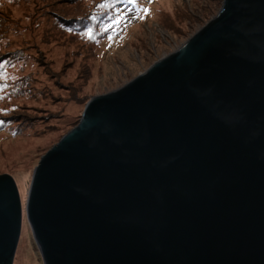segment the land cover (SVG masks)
<instances>
[{
	"label": "water",
	"instance_id": "water-1",
	"mask_svg": "<svg viewBox=\"0 0 264 264\" xmlns=\"http://www.w3.org/2000/svg\"><path fill=\"white\" fill-rule=\"evenodd\" d=\"M25 208L43 264H264V0H222L92 95L34 167ZM22 213L0 173V264Z\"/></svg>",
	"mask_w": 264,
	"mask_h": 264
},
{
	"label": "rangeland",
	"instance_id": "rangeland-1",
	"mask_svg": "<svg viewBox=\"0 0 264 264\" xmlns=\"http://www.w3.org/2000/svg\"><path fill=\"white\" fill-rule=\"evenodd\" d=\"M95 1L107 8L97 21L69 29L57 17ZM221 2L0 0V63L11 61L0 72V173L14 176L23 211L12 264H43L25 208L42 154L79 122L92 95L124 85L175 50ZM89 28L91 37L82 34Z\"/></svg>",
	"mask_w": 264,
	"mask_h": 264
},
{
	"label": "trees",
	"instance_id": "trees-1",
	"mask_svg": "<svg viewBox=\"0 0 264 264\" xmlns=\"http://www.w3.org/2000/svg\"><path fill=\"white\" fill-rule=\"evenodd\" d=\"M97 2L98 1H95L94 4L90 8H88L86 11L76 13V14L75 12L69 15L65 14L68 17H65L63 14H60V15L57 14V17L62 18L63 19L61 21L62 24H64L65 28H69V29H70V25L80 27V26L89 24L92 21H97L103 18L106 14L107 8L101 7V5H99ZM10 62L11 61L9 60H5L3 64L0 63V72H1V69L5 71L6 69L5 67H8L7 64H9Z\"/></svg>",
	"mask_w": 264,
	"mask_h": 264
},
{
	"label": "snow or ice",
	"instance_id": "snow-or-ice-1",
	"mask_svg": "<svg viewBox=\"0 0 264 264\" xmlns=\"http://www.w3.org/2000/svg\"><path fill=\"white\" fill-rule=\"evenodd\" d=\"M128 3H130V4H135V3H136V0H128ZM101 6L104 7L105 5H101ZM143 11H144L145 13H148V12H149L148 9H143ZM140 18H145V17H140ZM115 22H116V23H120L121 21H120V20H116ZM108 27H111V25H108ZM82 34H84V35H88L89 37H91L92 34H93V29L89 28V29L87 30L86 33H82ZM0 123H3V121H0Z\"/></svg>",
	"mask_w": 264,
	"mask_h": 264
}]
</instances>
